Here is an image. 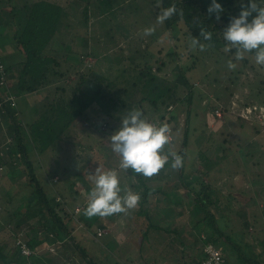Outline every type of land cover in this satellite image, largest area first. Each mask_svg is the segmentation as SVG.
Here are the masks:
<instances>
[{
  "label": "rangeland",
  "instance_id": "rangeland-1",
  "mask_svg": "<svg viewBox=\"0 0 264 264\" xmlns=\"http://www.w3.org/2000/svg\"><path fill=\"white\" fill-rule=\"evenodd\" d=\"M53 1L57 2L56 4L61 8L63 7L62 11L64 9L67 11V15L62 17L60 30L56 35L58 47H61L63 42L71 43L73 39L72 45L76 51V54L69 52L65 55L64 49L61 48L62 57L64 58L65 55L69 58H65V61L77 60L79 53L84 48L92 54H83L79 67L73 65L74 63L62 62V67L68 69L67 76L57 81L54 79L45 89L51 90L55 84L63 82L73 84L78 79L80 69L84 71L87 78L89 68L103 74L114 75L121 63H125L122 65L128 66L129 69L137 65V68L131 71L133 73L138 68L149 69L159 77L157 79L159 86L165 88L164 85L172 86L176 79V71L180 67L188 69L187 73L193 79L195 87L200 88L201 95L199 100L194 98L192 104L188 106L185 103L176 104L173 102L166 108V117L161 123H168L171 126L172 140L175 144L171 143V145L165 146V154L177 151V145L184 140L185 129L189 126L187 132H190L191 129V134L186 147L187 152L190 151L192 154L189 156L187 153L183 164L189 168V172H195L205 166V160H212L214 166L211 165V170L207 175L202 174V177L209 181L211 186L220 189L223 197L227 199V201L219 202L217 208L216 205L211 206L216 211V227L222 231V234L218 233L213 238L217 246L222 249L227 262L225 264H264V244L262 242L264 241V183L262 182L264 181V68L255 63L254 53L246 54L247 62L245 63L243 60L236 61L234 59V50L224 52L225 44H220V50L209 48L206 52H201L198 49L192 51L189 49V36L180 35L174 29L167 34L160 32V24L156 23L157 15L149 9L138 10L133 0H124L116 16L108 15L109 20L106 26L100 22L101 16L94 13L93 10L90 11L87 25L82 23V11L80 10L83 4L78 5L77 0ZM57 5L53 6L58 9ZM2 16L3 14L0 13V18ZM79 19H81L80 22ZM151 26H155V33H158L154 34L156 37L152 42L149 39L153 38V35H142L143 29ZM8 27L10 30L7 31L11 33L10 25ZM108 27L111 28V38L105 34ZM2 32L0 29V34ZM3 37L1 34L0 54L6 57L4 62L10 66L9 75L14 76L9 79L12 84L16 83L15 78L18 73V67L15 64L12 65V59L20 57L13 51V48H8L5 45L7 42L4 41L8 40L6 34ZM78 38H82V42ZM85 45L87 46L85 47ZM173 51L177 52L176 57L169 56L168 53ZM229 60L236 63L235 70L227 68ZM145 65L147 67H144ZM178 66L180 67L178 68ZM158 67L159 69H157ZM235 76L238 77L236 83L233 81ZM129 77L131 78V76ZM122 84L129 90L128 96L112 99L106 114L98 105L92 104L87 109L86 115L75 120L72 127L65 133L66 143L62 142L64 150L61 149L55 155L47 152L44 154L34 153L35 156H32V159L33 163L37 162V171L41 173L43 168L50 169L54 158L57 161L58 158L62 159L66 151L72 152L74 149L75 152L87 153L88 150H92L96 158L93 162L94 165L104 171L116 170L119 178L125 183V189L136 193L128 184L124 170L119 169V158L111 150L110 136L119 130L121 120L131 110H141L136 102L144 97L148 87L137 89V87L132 88L130 83ZM42 95L40 92L39 96ZM15 101L20 108L22 104L18 103V95ZM140 106L145 112L143 118L159 125L158 115L161 110L164 112L163 107L158 111L159 109L156 110L147 100L141 102ZM189 107L193 108L195 112V116L192 112L189 114L193 123L191 119H188L189 122L187 121ZM169 109L174 110L175 116H170ZM3 125H0L1 133L6 130ZM206 144L209 145V148L205 147ZM3 147L5 145H0V154L5 155ZM215 149L218 150L214 151ZM199 155H204L205 160L202 161L203 158ZM51 170L53 171L50 169L49 173L52 172ZM72 170L73 166H70L68 172ZM27 171L24 163H20L19 167L9 171L4 167L0 169V219L8 223L5 229L0 230V243L6 238H14L15 235L28 240L41 232V226L35 219L20 222V226L16 227L18 221L13 220L12 215L8 216L6 211L17 204L19 199L16 196L18 195L17 191L22 190V196L29 193L28 185L22 186L29 178ZM165 172H168V175L164 180L158 178L156 180L164 183L165 187H172L175 182H178V174H174L170 167ZM160 174L161 172L157 174V177L160 178ZM49 179L55 181V178ZM89 180V175H82L74 185H71L64 178V201L56 200L59 203L57 209L60 217L67 218L66 215L73 212V220L78 222L75 212L88 203L86 201H88V194L92 189ZM58 182L59 180L56 184ZM4 192L5 194L6 192L10 193L12 198L8 200ZM178 193L172 191L165 198L161 194L155 196L151 194L148 202H142L146 208L165 212L162 214V219L167 224L166 227L176 226V234L183 239L184 243H181L177 236L173 235V232L161 230L160 240L165 243L161 252L166 255L167 260L173 259L175 256L179 258L181 255L189 260L191 253L193 254V251L200 249L201 246L199 241L194 242L196 232L190 228V225L193 224L192 208L189 205L186 206L185 203L186 188H179ZM178 199L180 202L177 205ZM137 208L138 206L126 214L121 213L103 218L105 227L103 230L93 224V230L97 235H93V232L85 227L84 222H78L76 228L78 238L76 240L86 247L88 254L96 264H116L113 260L124 264L111 247L116 246V243L122 240V229L125 225H129L130 216ZM175 210L177 213H174ZM170 211H173L172 214H168ZM98 230L101 231V235H98ZM156 233L154 234L157 235ZM206 235L205 232H202L199 237L204 239ZM224 235L226 236L224 237ZM221 241L222 245H219ZM107 242L111 245L107 246ZM75 245L74 241L66 238L63 242H56L52 246H48L50 253L47 249L41 250L42 254L37 252L35 260L46 259L45 261H49L50 264H87L77 252ZM156 246L158 247V245ZM134 251L136 252V250ZM146 251L148 250L143 252L144 256L147 255ZM248 260L251 261L248 263ZM132 264H143V260L140 257L135 258Z\"/></svg>",
  "mask_w": 264,
  "mask_h": 264
},
{
  "label": "trees",
  "instance_id": "trees-1",
  "mask_svg": "<svg viewBox=\"0 0 264 264\" xmlns=\"http://www.w3.org/2000/svg\"><path fill=\"white\" fill-rule=\"evenodd\" d=\"M123 1L77 0L78 5L86 3L84 7L82 5L80 10L82 11V23L87 25L90 11L93 10L94 13L101 16L100 22L106 26L109 20L107 18L108 15L116 16ZM133 1H135L138 10L149 9L155 15H158L164 8L175 5L178 10L177 14L172 16L171 19L166 20L163 24H160V32H166L167 34L174 29L180 35L183 34V36L189 37L191 35L192 37L199 38L202 43L212 44L213 46L209 47L212 50H220V44H226L222 35L223 31L227 28L233 17L239 16L241 5H247L249 2V0H216L223 8V12L219 14V19H217L216 14L208 12L212 0ZM255 2L259 6L264 7V0H255ZM56 3L53 0H0V13L3 14L2 18H0V29L8 33V26L10 25L12 32L9 33L10 39L8 37L6 42L10 43L11 48L20 57L14 62L18 66V73L15 78L16 83L10 84L9 79L14 76L12 75L11 77L9 75L10 66H7L4 62L6 57L1 54L0 56L7 71L10 92L15 97L18 95V103L22 104L20 108H18L16 101L14 105H11L9 100L4 99L8 90L0 86V125L4 124L3 126L6 129L3 133L0 132V145H5L3 147L5 155L0 154V167L1 169L4 167L9 171L19 167L20 163H24L29 176L28 180L22 185L24 187L28 185L29 193L22 196V190L17 191L16 194L18 195L16 196L19 197L17 204L11 206L10 202L11 208L6 209V211L8 212V216L12 215V219L18 221L16 222V227L20 226V222H27L31 219H35L41 226L40 234H35L26 241L27 246L33 251L29 257L20 251V247L15 241L16 235L14 238L9 237L4 239L0 243V264H50L49 261H45L46 259L39 258L40 261L38 259L35 260L36 252L41 253V250L47 249L48 253H50L47 248L48 246L52 243L63 241L66 238L76 243L77 252L87 264H96L88 254L86 247L76 240L78 238L76 228L78 222L82 221L85 227L88 230L90 229L93 235H95L96 232L93 230V224H96L98 229L103 230L105 228L103 218L98 216L87 218L84 215V208L87 204L75 212L78 222L73 220V212L70 215L65 214L67 218L60 217L57 209L59 203L56 202L58 197L61 201H64V178L69 184L74 185L82 175L95 174L96 169L99 167L93 164L96 158L92 150H88L87 153H78L74 149L72 152L66 151L62 159L58 158L57 161L54 158L53 163H51L50 169H53L51 173H49V168H43L41 173L37 171V162L34 160L35 162L33 163L32 159V156H35V152L38 154L47 152L51 155L60 152L63 149L62 147H64L62 146V142L66 143L65 133L72 127L75 120L86 115L87 109L92 104L98 105L106 114L108 105L111 104L112 99H119L124 95L128 96L129 90L122 83H130L132 88L137 87V89L148 87L144 97L136 103L141 108L143 115L145 112L140 104L144 100H147L156 110L159 109L158 111L163 107L164 112H161V110L158 115V121L161 124L166 117L165 110L170 104L173 102L176 104L185 103L188 106L192 104L194 98L199 100V96L201 95L200 88L195 87L193 79L187 73L188 69L178 66L180 68L176 71V79L173 81L172 86L164 85L165 88H162L157 83L159 77L156 73L145 68H138L133 73L131 71L137 68V65L129 69L128 66L122 65L125 63H121L120 67H117L114 75L110 73L103 74L89 68L87 78L84 71L80 69L78 71V79L73 84L63 82L55 84L51 90L45 89L54 79L57 81L67 76L68 69L62 67V62L65 61V58L69 59L65 56L69 52L76 54L72 45L73 39L71 43L63 42L61 47H58L56 35L60 30L62 17L67 15V11L65 9L62 11L63 7L61 8ZM53 5H57L58 9ZM250 18L252 19V16L248 20ZM81 19L78 21L80 22ZM201 27L212 32L211 41H204L202 37H199ZM110 31L111 28L109 27L105 31V34L109 38L112 37ZM154 34L153 38L149 39L150 42L156 37ZM78 39L82 42V38ZM51 43L52 45H50ZM61 48L64 49V58L62 57L63 51ZM89 52L84 48L79 53L77 60L71 59L73 61L67 60L65 62L74 63L73 65L79 67L81 65L80 58L84 56L83 54L91 55L92 53L90 52L89 54ZM176 53V51H173L168 54L170 57H176ZM243 61L247 62L246 59H243ZM144 67H147V65ZM252 67L255 68V66ZM130 74L133 75V78ZM237 79L238 77L235 76L233 81L236 83ZM40 92L43 94L42 96H39ZM38 96L39 98L37 99ZM190 112L194 113L195 116L193 108L189 107L187 113L188 122V119H191ZM168 113L172 117L175 116L173 109H169ZM191 122L193 123V119H191ZM188 128L189 126L186 127L184 140L177 145L176 151L177 154L183 157V160L187 158V153H189V156L192 154L190 151L187 152L186 147L189 135L191 134V129L190 132H187ZM171 143L175 144L173 140L170 142V145ZM206 146L209 148V145L206 144ZM217 150L215 149L214 151ZM199 157L203 158L202 161L205 160L204 155H199ZM71 164H73V170L68 172L69 167L72 166ZM204 164L205 166L201 170L195 172H189V168L184 164L181 169L173 170L170 166V157L169 163L160 171V178L157 175L146 178L136 174L131 169L124 171L128 184L136 193L141 195V201L138 208L130 216L131 221L129 225H125L122 229V240L117 242L116 246H110L120 261L124 264H132L135 258L138 259L140 257L143 260V264H193L202 258V248L205 244L212 242L217 245L213 237L216 234L218 235V233L222 234V231L216 227V211L211 206L216 205L217 208L219 202L222 200L227 201V199L223 197L220 189L214 188L210 185L209 181L202 177V174H208L211 170V165L214 166L212 160H205ZM169 167L173 170L174 174H178L179 179L172 187H165L164 183H160L156 179L164 180L168 175V172H165V170ZM99 169L104 171L101 168ZM64 172H67V174H64ZM55 175L57 178L55 181H51L49 178L53 179ZM119 179L122 189L121 194H123L125 183L121 178ZM58 180L59 182L56 184ZM81 181L83 182L84 180ZM262 182L264 183V181ZM89 183L93 188V182ZM183 187L186 188L187 194L185 200L186 206L189 205L192 208L193 224L190 225V228L196 232L194 242L197 243L199 241L201 246L200 249L194 250L193 254L191 253L189 260H186L182 255L179 258L175 256L173 259L167 260L166 255L161 252L165 247V243L160 240L159 236L161 230L173 232V235L177 236V239L181 243H184L183 239L176 234V226L173 228L166 227L167 224L162 219V214H165V212L146 208L142 205V202H148L151 194L154 196L161 194L165 198L172 191L178 193V189ZM85 194H87L86 191ZM5 195L8 200L12 198L8 192ZM178 202H180L179 199L176 201L177 205ZM171 212L173 211L168 212V214H172ZM174 213H177V211L175 210ZM7 224L6 221L0 219V230L5 229ZM155 232H157V235L154 234ZM202 232L207 234L204 239L199 237V234ZM95 239L97 240L96 236ZM262 242L264 244V241ZM106 244L107 246L111 245L109 242ZM219 245H222V241L219 242ZM145 250L148 251L145 252L147 255L144 256L143 252ZM146 257L147 259L145 260ZM41 260L43 261L41 262ZM113 261L116 264H120L115 260ZM250 261L248 260L247 262L249 263ZM225 263H227L226 259Z\"/></svg>",
  "mask_w": 264,
  "mask_h": 264
},
{
  "label": "clouds",
  "instance_id": "clouds-1",
  "mask_svg": "<svg viewBox=\"0 0 264 264\" xmlns=\"http://www.w3.org/2000/svg\"><path fill=\"white\" fill-rule=\"evenodd\" d=\"M177 12L175 5L164 8L157 15L156 23L163 24ZM208 12L216 14V18L219 19L223 8L216 0H212ZM253 14L255 15L253 16ZM250 16L252 19L249 22ZM155 30V26L147 27L143 29L142 35L151 36ZM212 35V32L203 27L200 28L199 37H202L204 41H211ZM222 35L226 42L224 52H231L234 49L236 61L245 59L247 53H254L255 63L264 68V7L259 6L255 0H249L247 5L242 4L239 16L231 19ZM212 46V44L202 43L199 38L190 35V50L198 49L203 52ZM236 67V63H233L232 60L227 62L229 70H235ZM121 121L119 130L110 136L111 150L119 158V169L124 171L131 169L136 174L151 178L159 174L169 163L170 157V166L173 170L183 167L181 155L176 152L165 154V146L169 145L173 139L172 128L168 123L159 125L151 123L143 118L139 109L131 110ZM89 179L93 182L94 187L89 193L88 203L84 209V215L87 218L96 216L105 218L121 213L126 214L140 203L141 195L139 193L125 189L121 194L120 179L116 170L101 171L97 168L95 174L89 175ZM60 242L63 241H58V243Z\"/></svg>",
  "mask_w": 264,
  "mask_h": 264
},
{
  "label": "built area",
  "instance_id": "built-area-1",
  "mask_svg": "<svg viewBox=\"0 0 264 264\" xmlns=\"http://www.w3.org/2000/svg\"><path fill=\"white\" fill-rule=\"evenodd\" d=\"M0 86H3L8 90V93L6 96H4V99L9 100L11 105H14L16 97L12 92H10L8 78H7V71L3 61L1 60V56H0ZM98 235H101L100 230H98ZM22 238L19 235H16L15 241L19 245L20 251L24 255L30 256L32 254V251L27 246L25 239L23 238L24 239L23 240ZM202 252H203L202 258L197 260L193 264H225L222 249L219 246L215 245L214 243L208 242L207 244H205L204 247L202 248Z\"/></svg>",
  "mask_w": 264,
  "mask_h": 264
},
{
  "label": "crops",
  "instance_id": "crops-1",
  "mask_svg": "<svg viewBox=\"0 0 264 264\" xmlns=\"http://www.w3.org/2000/svg\"><path fill=\"white\" fill-rule=\"evenodd\" d=\"M2 34V37L6 34V36H7V38L10 36L9 35V33H5V32H2L1 33ZM1 34H0V36H1ZM8 34V35H7ZM4 38V37H3ZM4 42H6V41H4ZM1 44V43H0ZM5 45L6 46H8V48H11V45H10V43L8 42V43H5ZM14 51V50H13ZM7 55L9 54V53H6ZM12 61H13V63L12 64H14V62H16L17 61V58L15 57V58H13L12 59ZM16 66H17V64H15ZM18 67V66H17ZM79 153V152H78ZM72 166H73V164H71ZM55 179L57 178V176L55 175V177H54ZM58 199H60L59 197H58Z\"/></svg>",
  "mask_w": 264,
  "mask_h": 264
}]
</instances>
